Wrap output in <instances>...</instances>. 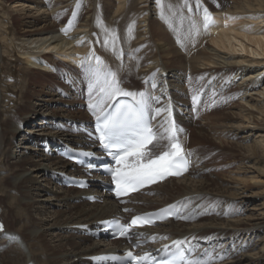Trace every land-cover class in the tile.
<instances>
[{
	"label": "bare ground",
	"instance_id": "bare-ground-1",
	"mask_svg": "<svg viewBox=\"0 0 264 264\" xmlns=\"http://www.w3.org/2000/svg\"><path fill=\"white\" fill-rule=\"evenodd\" d=\"M78 2L83 3L80 9ZM95 2L0 0V74L15 41L22 39L27 47L37 45L35 54L27 49L23 54L27 63V67L19 68L23 81L13 77L11 84H2L0 80V211L8 219L7 233L0 235V264H85L84 257L107 250L105 244L84 238L76 227L111 218L117 206L108 198L103 205L77 204L86 193L60 188L52 176L56 170L68 172L70 167L55 156L59 145L56 138L78 142L67 124L87 117L79 108L81 101L63 94L74 78L59 75L65 66L56 59L68 62L77 73L83 69L81 59L93 52L103 61L101 54H105L113 66L118 65L110 47L112 29L117 33V51L122 49L132 60V72L136 69L132 91L137 87L163 91L171 103L153 102L154 106L171 112L175 106L189 109L185 116L178 109L175 114L182 139L202 162L199 166V158L194 159V169L187 176L157 186L155 196H136L143 204L132 207L148 212L180 202L186 205L184 215L204 214L179 223L170 221L148 232H156L167 241L187 238L198 243L199 253H208L205 264H264V157H260L264 154V28L242 22L247 18L264 23V0H199V6L198 0H188L191 12L184 7V0H162L163 16L156 0H107L104 7ZM205 8L215 20L207 30L202 26ZM70 14L71 20L75 19L72 26L64 22ZM65 24L70 27L67 31ZM35 36L45 38L32 41ZM238 49L263 60L228 58L225 63L214 53ZM163 73L167 79L159 82ZM233 77L240 78L238 87H230ZM152 83L157 85L155 89ZM219 86L223 95L212 107L204 106L205 98L193 102V95L202 94L203 88L210 90V97ZM84 93L81 90L79 94L86 96ZM235 95L241 96L242 102L233 103ZM229 102L234 108L227 116L222 108ZM202 108H206L204 118L212 122L210 125L194 123L192 110ZM162 117L166 119L167 114ZM230 125L234 129L230 136L240 133L241 142L248 140L238 151L233 144L221 143L218 148L225 150L222 154L228 156L227 162L213 168L223 167L226 175L221 178L211 172L207 176L212 166L203 158L202 150L213 136L223 140L221 136L226 134L219 126L227 131ZM189 131L193 133L190 141L186 137ZM203 204L209 208L204 209Z\"/></svg>",
	"mask_w": 264,
	"mask_h": 264
},
{
	"label": "snow or ice",
	"instance_id": "snow-or-ice-1",
	"mask_svg": "<svg viewBox=\"0 0 264 264\" xmlns=\"http://www.w3.org/2000/svg\"><path fill=\"white\" fill-rule=\"evenodd\" d=\"M161 6V15L164 8L162 0H156ZM199 6V0H198ZM184 7L191 12L188 0H184ZM236 19V17H231ZM183 17L181 16V22ZM202 26L204 30L215 25L213 15L205 8L203 9ZM102 23V21H98ZM71 26V23L70 25ZM193 27H195L193 23ZM65 31H67L65 29ZM131 32V29H129ZM199 34V29H196ZM112 50L116 52L117 33L111 30ZM109 33L105 28V44L108 43ZM123 56L120 50L118 58ZM90 77L89 97H95V103H89L88 107L96 117V131L99 133V140L103 149L112 156L116 166L109 169L115 184V194L119 197L122 193L138 190L145 185L156 183L169 176H179L186 172L190 166L189 155L185 152L183 145L179 141L178 129L169 108L156 107L152 110L153 102H159V97L152 96L145 91H129L121 86L118 73L112 71L106 63L95 53L82 58L80 61ZM155 89L157 85L151 84ZM120 97L130 98V100H120ZM193 102L199 103L198 96H193ZM167 114L165 123L160 125L164 129L161 134L158 129H154L152 121L157 116ZM158 139L169 141L167 150L154 154L152 147ZM186 205L180 202L169 205L154 213H147L135 216L129 224L115 222L113 224V234L127 236L134 226L143 227L144 225L154 224L157 219H164L168 216H175L177 219H195L203 212H191L181 215ZM128 211V209H125ZM104 223V222H102ZM3 225L0 224V230ZM166 239V237H163ZM154 240L155 237H152ZM195 239V237H193ZM139 246V245H137ZM175 250V251H173ZM163 252L170 254L169 258L161 259L159 264H203V257L192 259L195 249L191 241L187 238L174 240L171 245H165ZM132 257V253H127ZM208 253L205 252L204 256ZM150 254H146V258ZM221 259L223 257H220ZM101 259H117V257H102ZM139 264V261L136 262Z\"/></svg>",
	"mask_w": 264,
	"mask_h": 264
},
{
	"label": "rangeland",
	"instance_id": "rangeland-1",
	"mask_svg": "<svg viewBox=\"0 0 264 264\" xmlns=\"http://www.w3.org/2000/svg\"><path fill=\"white\" fill-rule=\"evenodd\" d=\"M98 2L100 3L101 6L104 7V5H105L104 3H107V0H98V1L96 0L95 3L97 4ZM82 5H83L82 2H78L79 9L82 7ZM105 6H107V5H105ZM105 8H107V7H105ZM6 9L9 11L11 9V6L8 4L6 6ZM73 15L75 16L76 14L73 13ZM67 17H69V18H67ZM71 17H72V15L71 16H66V18L64 19V22L67 21L66 24L72 23L73 21L71 20L72 19ZM136 20L138 21V18H136ZM260 21H262V20H258V22H257L258 24H257V23H254L253 21H249L247 18L242 19V22L244 24H247L249 26H252L253 28H257V29L258 28H262L263 29L264 28V23L263 22H260ZM71 26H72V24H71ZM67 27H69V26L66 25L64 29H66ZM17 36H19V34ZM44 38L45 37H43V36H35V37L32 38V41L37 39L36 42H39V41H41L40 39H44ZM25 40L27 42V39H25ZM22 42L23 41L21 39L19 41H15L14 47L10 46L11 51H9V53H7V55L5 57V63L7 64V66L6 67L5 66L3 67V70H2V72L0 74V80H2L1 81L2 84L6 83V81H7V83L9 82L8 84H11V82L9 80H13L12 79L13 77H15L17 79V81H20V80L23 81L22 75H21L22 74L21 73V70H19V68L27 67V66H25V65H27V63L25 62V57L23 56V54H25V52H26L25 49H27V50H29V52L35 54V52L37 51V49L34 48V47L37 46V45L31 46V47L30 46L27 47L25 45V43H22ZM39 44H41V43H39ZM214 53L217 54L218 56H220L219 61H222V62H225V63H227V61H229L228 58H230V59H236V58H243V57H245L248 60H253V61H256V62H258L260 60H263V57H256V56L250 54L248 51H243L242 52L240 49H238V51H236V52H229V51L217 50ZM54 56L57 57L56 55H54ZM56 60L58 62H60V63H57V64H60L62 67L65 66L64 68H62V67H60V68H62L64 70H67V69L71 68V66L68 63L66 64L64 62H61L60 59H56ZM123 70H124L123 71V77H124V79H128V76H127L128 75V70L127 69H123ZM209 75L212 77V74L211 73H209ZM162 78H164V77H162ZM238 79H240V78L233 77L232 80L230 81V84H229L230 87H238V85L240 83V80H238ZM184 81H185V79H184ZM261 83H264V81L261 82ZM260 87H262V85H260ZM257 88H258V86H257ZM225 94H227V92ZM9 95H11V94H9ZM247 95L249 96V94H247ZM241 99H242L241 96L237 97L235 95L233 103H236L237 104L239 102H242ZM254 99H256V98H254ZM219 100H220L219 97L217 99H215V100L212 99V101H211V107H212V103L215 104L216 102H219ZM206 104H207V100H206ZM229 105H228V107H225V108L223 107L222 108V113H225V115H227V116H229V113H231L233 111L232 109L234 108V105H232V107H231V102H229ZM9 108H10V106H8L7 109H9ZM205 110H206V108H205ZM237 111L238 110L234 109V113H238ZM198 122L199 123H204V124H207V125H210L212 123V122L206 120L204 117H202ZM219 130L221 132H225V134H226V135H223V137L221 136V138H223L224 142H223V140L218 139L217 136L211 137L212 140L209 141L210 144L206 143V145H205L206 149L204 147L205 150H202V155H203V158L206 157L205 161L207 163L209 162L208 164L210 166H212V168L210 169L211 170L210 172L208 171L209 169L206 171V173H207L206 175L208 176V175L211 174V172H212V174H214L216 172V173H219L220 174V177L221 178H224L225 175H226V172H223L225 170L223 167H221V168H223L222 170H221L220 167H217V168L214 167L213 168L214 165L215 166L224 165L227 162L226 159L228 158V156L226 154H224V153L222 154V152H224L225 150L222 151L223 148L222 149H219L218 147L220 146L221 143H225L227 145L233 144V145L236 146V149L238 151L240 149H243V147H242V146H244L243 143L246 140H248V139L246 138L244 141L241 142L240 141V138H242V135L240 136V138H238V136L240 135V133H238L237 136H236V134H233V135L230 136L231 131L234 130V129H232V126L231 125L229 127V130H227V131H225V126H219ZM227 137H229V138H227ZM192 138H193V134H192ZM23 145H25V144H23ZM198 147L201 148L203 146L198 145ZM206 151H208V152L206 153ZM212 157H213V159H212ZM260 157H264V154L263 153H260ZM215 178L216 177L210 178V179L212 181H214ZM7 221H8V219H7ZM16 239H18V238H16ZM228 245H230V242L228 243Z\"/></svg>",
	"mask_w": 264,
	"mask_h": 264
}]
</instances>
